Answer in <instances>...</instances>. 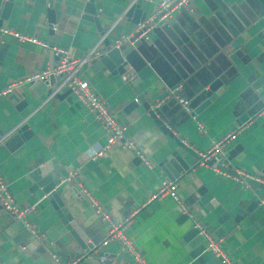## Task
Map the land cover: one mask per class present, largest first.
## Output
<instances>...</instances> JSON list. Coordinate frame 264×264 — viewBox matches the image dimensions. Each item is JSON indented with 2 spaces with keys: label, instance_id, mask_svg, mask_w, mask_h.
<instances>
[{
  "label": "crops",
  "instance_id": "0c3cea01",
  "mask_svg": "<svg viewBox=\"0 0 264 264\" xmlns=\"http://www.w3.org/2000/svg\"><path fill=\"white\" fill-rule=\"evenodd\" d=\"M160 1L137 0L134 4L146 19ZM86 2L11 0L0 30L35 39L78 59L96 45L102 51L104 40L113 44L134 29L132 16H123L127 0H93L103 32L100 35L86 18ZM0 44L4 45L0 91L56 61L39 44L19 41L9 33L0 32ZM143 44L142 52L150 62L136 74V88L147 102L163 103L172 134L183 137L199 153L207 150L211 141L231 132L239 118L249 115L242 121H249L247 129L239 132L225 150L226 167L230 172L258 173L264 179V113H260L264 105V0H190L188 7L174 11L169 21L156 23ZM168 62L185 75L180 86L193 108L201 102L193 100L195 90L212 80L221 82L219 94L194 119L164 98L165 88L175 79ZM79 73L116 121L125 126L124 136L140 147L150 167L117 145L110 146L101 157L89 159L91 151L105 144L103 127L71 94L64 90L54 93V85L36 95L23 84L19 92L12 93L18 99L15 103L7 96L0 98V133L5 136L18 125L31 132L12 150L4 146L5 138L0 142V182L14 205L29 209L23 219L33 232L24 229L21 219L0 209V264H60L77 257V246L55 210L26 179L38 159L42 163L53 160L62 181L71 175L69 183L76 179L73 186L78 191L68 195L65 205L88 243L104 256L105 261H101L95 251L92 253L98 264H129L131 259L118 242L100 245L106 226L81 190L113 221L130 218L125 237L147 264H207L210 253L191 258L179 244L182 226L175 214L176 205L168 197L144 204L160 182L169 181L156 163L165 155L170 139L154 126L140 105L125 109L135 99L130 83L107 72L92 71L89 62ZM195 122L201 124L203 133L197 132ZM192 164L190 171L169 182L175 183L178 196L186 204L199 200L200 189L215 202L208 218L196 224L201 228L213 226L215 219L223 216L218 239L230 264H264V208L258 205L264 190L217 176L196 161ZM192 207L201 215L206 213L204 206Z\"/></svg>",
  "mask_w": 264,
  "mask_h": 264
},
{
  "label": "water",
  "instance_id": "95a60500",
  "mask_svg": "<svg viewBox=\"0 0 264 264\" xmlns=\"http://www.w3.org/2000/svg\"><path fill=\"white\" fill-rule=\"evenodd\" d=\"M0 3H2L0 10L1 27V21L5 20L8 15L11 0H0ZM84 12L86 18L90 22L94 23L98 33L101 35L103 32L100 27L99 19L96 15L97 12L94 9L93 0H87L85 3ZM123 16L126 19L132 16L130 22L133 25H136L145 19V13L139 10L137 4L131 5L128 9H126ZM131 42L132 40L123 41L117 46H114V44H109L107 39L104 40L102 44L103 50L98 56L92 58L89 61L90 69L92 71L107 72L112 76H119L124 81H127L132 85V93L135 95V99L131 101L127 107H125V109H131L136 105H140L143 111L147 113L154 126L162 133L163 136H166L170 139L171 144L168 146L165 155L156 163V167L165 178L171 181L177 178L179 175H182L183 172L190 171L193 168L192 161L197 162L199 157L195 149L192 148L191 143L185 141L183 137H178L175 135L176 133L172 134L171 131L173 126L169 121H167L168 115L165 112L166 107L163 106V103L147 102V99L136 88L138 83L136 74L144 69L150 61L147 60V56H145L142 52V47L144 46L143 41H139L134 44H130ZM3 49L4 45L0 44V63ZM49 55L51 54L49 53ZM203 58L204 61L207 59L206 56ZM204 61L199 60V63H203ZM168 65L172 68L175 74V79L172 83H170V85L168 84L167 88H165V93L168 91V89L174 87L175 85L182 84L183 86L182 82L185 79V75L181 74L174 66H171L169 62ZM50 67L51 65L49 68ZM54 84L55 79L53 77H49L46 82L40 83L35 81L26 85L27 91L30 92L34 90L36 95H40L45 92L47 88L52 87ZM220 85V80L216 79L212 80V82H209L208 85H202V89L199 87L197 91L195 90L192 96V98H194L193 100L201 101L196 108H193L192 102L190 103L189 98L186 97L183 92H181L182 96H184L189 102V108L191 109V112L188 116H195L203 108H205L209 102H211L219 94L218 88ZM256 86L257 84L253 85V87ZM19 89V87L13 89L10 93L11 95L7 96V99L9 101L13 100L14 103L17 102V97L12 93L13 91H16V93L19 92ZM65 93L69 94L68 91ZM170 102L175 104V109H180L179 105L174 99H169L168 103ZM248 117L249 115H245L244 117L239 118L237 121L242 123V121L246 120ZM6 135L8 136L5 137L4 146L8 150H12L21 146L31 135V132L26 129L25 125H18L16 128H14V130ZM0 136H3V134L0 133ZM58 173L59 169L56 167L53 160L42 163L41 159H38L33 164V167L28 171L26 179L30 181L31 188L40 190L45 200L55 210V213L60 219L65 231L76 244L77 250L75 255L81 256L82 258L76 261L75 264L79 262H82L83 264H98L95 260H93L94 257L92 253L95 251L98 257H101L102 255L99 253L95 245L88 243L87 236L74 221L65 205L69 197L68 195L76 194V191H78L76 190L78 187L75 188L73 186V184L76 182V179L70 183L68 181L64 182ZM247 182L248 184L260 190H264V185L261 183H257L253 180H247ZM197 193L200 197L199 200L190 201L187 204L185 203V214L179 213L178 209L175 210V214L178 217V223L180 225L179 227L182 226L181 235L178 242L191 258H195L206 251L204 238L199 234V231L194 228V223L203 218H208L211 209L216 206L215 202L212 201L211 196L205 191V189H200ZM207 204H209V206H206ZM192 205H195L197 209H200L202 206H204L206 213L201 215L198 211H194ZM223 218V216H220L219 218L215 219V225L213 226L210 224L204 226L203 231L211 234L214 239H218L219 235L221 234V230H219L218 227L222 224ZM74 258L75 257H73V259ZM69 260L71 259H67L64 261V263L60 264H67ZM207 264L220 263L216 258L212 257Z\"/></svg>",
  "mask_w": 264,
  "mask_h": 264
},
{
  "label": "built area",
  "instance_id": "2783aa9c",
  "mask_svg": "<svg viewBox=\"0 0 264 264\" xmlns=\"http://www.w3.org/2000/svg\"><path fill=\"white\" fill-rule=\"evenodd\" d=\"M136 1L137 0H127V5L123 11V14L125 13L126 9H128L131 5H134ZM189 3L190 0H161L151 16L144 19L142 22L137 23L130 34L117 38L113 42L114 46H117L120 42L128 40H132L130 44L148 40L150 30L155 28L156 23H165L169 21L174 11L188 7ZM0 32L9 33L16 37L19 41H28L33 44H39L56 59L55 63L52 64L50 68L48 67L44 71L32 74L0 91V98L8 96L13 89L23 84L32 83L35 81L43 83L46 82L49 77H53L55 79V84L52 91L54 93H57L61 90L68 91L69 94H71L75 100L89 113V115L103 127L105 133V144L103 147L91 151L88 154L89 159L95 160L101 157L110 146L117 145L120 149L131 152L145 167H150L140 147L124 136L125 126L119 124L116 121L115 115L105 107V105L97 96L93 94L88 83L80 77L79 71L81 67L87 64L92 58H95L100 54L101 50L98 49V45L88 51L85 56L78 59H72L68 56L66 51L49 46L45 43H40L35 39H27L9 31L0 30ZM181 92V86L176 85L166 91L164 98L174 99L183 112L189 115L191 112V109L189 108V102L184 96H182ZM260 113H264V105ZM190 118L194 119V116H191ZM248 123L249 121L245 123H239L231 132L226 133L219 139L211 141L207 150L197 153L199 157L197 161L198 165L209 169L217 176L234 180L245 187L250 186L247 180H253L264 185L263 175L261 174L256 173L255 175H249L238 170L235 172H230L226 167L227 163L225 160V150L235 140L236 135L239 132L247 129ZM195 128L199 134L204 132L201 124L198 122H195ZM7 136L8 135H5L0 138V142H2V140ZM71 176H69V178H67L65 181L69 180ZM81 192V195L83 194V196L87 197L89 206L93 210L94 214L99 216L100 221L106 226L105 239L100 245L105 246L108 242H118L123 250L129 254L131 259L129 264H147L141 254L133 248L131 242L125 237L124 231L129 225L130 218L126 217L120 223L113 221L109 217L108 213L101 209L84 190H81ZM165 197H168L176 205L179 213H186V205L178 196L174 182H160L157 186V190L145 200L144 204H147L150 201H160ZM258 205L264 208V197L258 200ZM0 209L9 213L15 218L21 219L24 229L29 230L33 234V232L29 229L28 223L23 219V217L29 213V209L18 208L16 205H14L9 194L7 193L6 186L1 182ZM194 228H196L199 231V234L203 236L205 241V250L210 253L212 257L216 258L220 264H230L228 256L221 248V241L219 239H214L211 234L204 232L203 228H201L196 223H194ZM81 258V256H77L74 259L69 260L67 264H75V262ZM99 258V260L105 261L104 256ZM51 259L57 262L55 255H52Z\"/></svg>",
  "mask_w": 264,
  "mask_h": 264
}]
</instances>
